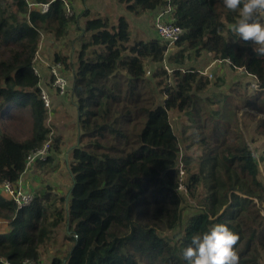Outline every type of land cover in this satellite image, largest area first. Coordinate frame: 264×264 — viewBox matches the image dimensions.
Returning <instances> with one entry per match:
<instances>
[{"label":"trees","instance_id":"16d2710c","mask_svg":"<svg viewBox=\"0 0 264 264\" xmlns=\"http://www.w3.org/2000/svg\"><path fill=\"white\" fill-rule=\"evenodd\" d=\"M2 1L0 185H20L27 157L53 132L46 123L41 78L35 75L42 36L65 41L69 25L79 26L85 18L81 29L86 40L75 61L66 54L67 45L51 61L61 64L69 81L67 94L56 92L58 98L71 97L76 108L79 137L68 162L69 196L56 206L51 192L37 190L32 204L18 209L0 188V264L27 259L41 264L63 224L74 246L50 264H187L183 250L192 236L217 223L240 236L235 246L239 264H264V156L259 161L244 139L227 143L222 137L220 145L203 141L205 152L193 173L190 158L181 160L170 121L171 112L193 120L200 95L211 88L207 75L188 67L205 53L229 61L232 70L242 69L260 86L258 97L264 93V57H256L253 45L230 31L237 13L227 10L223 0H117L137 16L156 17L171 8L183 34L169 57L170 47L157 32L149 41H134L125 16L111 26L108 19L89 18V10L66 17L64 0H32L50 4L45 14L30 11L26 0H12L4 8ZM167 60L169 67L163 68ZM147 61L163 71L149 78ZM162 75L164 86L154 81ZM47 89L51 95V85ZM253 101L257 98H248L246 107L254 106ZM258 127L264 136V119ZM61 145L56 136L52 153H60ZM55 159L50 155L36 166L43 169ZM189 201L197 211L185 222Z\"/></svg>","mask_w":264,"mask_h":264},{"label":"rangeland","instance_id":"374dc122","mask_svg":"<svg viewBox=\"0 0 264 264\" xmlns=\"http://www.w3.org/2000/svg\"><path fill=\"white\" fill-rule=\"evenodd\" d=\"M64 1L74 12V9L72 8L73 4H71L72 1ZM99 1H106L110 6L116 4L114 0L112 4H110V0ZM12 2V0H6L2 1L1 4L4 8V6H7V4L11 5ZM26 2L28 4L33 3L32 0H26ZM112 8H116L117 12L113 13L108 9L110 13H107L109 11L105 6L103 8L101 6H95L93 8V11L90 10L92 14H90L89 18L96 17V15H94L93 13L98 14L99 12L102 13L103 16H106V14H108L110 15V25L112 26L117 23V20L121 15H125L130 21L132 39L134 41H137L146 40L148 38L140 25L141 23L138 21L142 20V15L137 16L133 14V17H131L132 19H130V14L126 13V11H121L119 5H116V7ZM10 10L13 12H17L16 7H12ZM152 16L153 15H150V17ZM19 17L21 19L26 18L25 15L21 14ZM81 28V25H69L68 29L70 34L68 38L65 39V41H63L62 39L56 40L54 35L42 36L40 48L34 62L38 72H42L43 74H45V82L47 80L48 84L51 79V72L50 70L47 71L48 67H46V63L51 64L52 59H54L55 54L58 53L62 45L68 46L67 50L65 49L66 54L68 55V57H71L72 60L75 61L78 55V51L80 50V46H78L77 44H81L82 42H84V40H86V38H82ZM150 28L152 31L155 30L152 25ZM169 50V57L177 52V49L174 48V46L170 47ZM209 55V53H205L202 56L200 63H205L207 60H210L211 57ZM207 56L208 59H206ZM148 62L149 61H147L146 67L148 71L147 76L149 78H152L155 72H162L163 68L167 65L169 67L168 60L166 64L163 65L162 69L153 67L151 66L150 62ZM229 68L230 66L228 67V69ZM229 70L231 71H229L230 74L228 73V76L219 77V79L224 78L225 84L224 82L219 81V79L217 80V83L215 85L214 81L211 84V87L213 85L223 86L222 89L214 93H210L209 91H212V89L209 88L208 94L206 96H203L199 100L198 105L196 106L197 110L195 114L192 115L194 116L193 120H190L189 117L182 113H170V121L173 130L179 138L181 160H183V158H190L191 165L189 166V168L193 173L198 171V163L205 152V147L203 146V143H201L203 141L220 145V140L223 139L222 137H224L227 143L236 141L238 139H244L247 141L251 148V151L259 161L261 157L264 156V136L261 135V129H258L261 119H264V93H262L261 96L258 97L257 93L262 91H258L259 89L256 90L251 85V82H254L253 79L245 74L241 76L243 79L242 81H240L239 83H233V81H231L230 79H233V75L236 76L239 74L232 75L231 72L235 70H232L231 68ZM211 73L215 76L216 79L219 76L218 68L212 69ZM154 81L161 82L162 86L167 83V79L163 75L157 77ZM248 84L249 87H247ZM233 89L236 90L234 91ZM252 97L257 98V101L252 102V104L255 105L246 107L247 99ZM56 103L58 104L56 117L54 119L53 113L51 115V118L47 119L46 123L47 126H50L52 128V140H54L56 136L62 135L61 138H64V140L67 142V148L65 151L62 148L60 153L57 154L58 156H62L61 158H59L61 161L41 169V171L37 172V178L38 190L51 192L52 199L55 201L56 206H61V198H67L72 187V177L70 175L69 166L65 157H68V152H70V150H72L78 144L79 135L76 128L77 117L76 114L73 113L74 109L71 97L67 99V107H63L64 105L60 103V100ZM69 104L72 106H69ZM53 124L57 127H54ZM63 144L64 143H62L61 147L63 146ZM71 160L72 158L70 157L68 159V162H70ZM183 167V163L180 164L182 174L185 172ZM260 172L261 179L264 182V161L260 162ZM202 193L203 189L201 188L199 194L202 195ZM196 211V203L192 201L186 203L183 210L184 221L186 222V220L194 213H196ZM262 215L264 216V210L262 212ZM176 233L177 232H174L172 233V235ZM73 246V242L68 241L67 239L66 225L63 224L59 229L55 239L52 241L50 248L46 252H44L41 264H50L53 257L55 256L64 257L70 252Z\"/></svg>","mask_w":264,"mask_h":264},{"label":"clouds","instance_id":"9594fccd","mask_svg":"<svg viewBox=\"0 0 264 264\" xmlns=\"http://www.w3.org/2000/svg\"><path fill=\"white\" fill-rule=\"evenodd\" d=\"M225 8L237 13L230 31L240 41L251 43L256 57H264V0H223ZM240 236L226 224H214L194 234L183 250L187 264H239L235 250Z\"/></svg>","mask_w":264,"mask_h":264},{"label":"built area","instance_id":"2783aa9c","mask_svg":"<svg viewBox=\"0 0 264 264\" xmlns=\"http://www.w3.org/2000/svg\"><path fill=\"white\" fill-rule=\"evenodd\" d=\"M65 2V1H64ZM28 4V3H27ZM66 4V2H65ZM29 10H37L41 12L42 14H45L49 11L50 4H38V3H31L28 4ZM66 10V17L73 16L74 12L73 10L66 4L65 6ZM172 10L171 8H168L167 10L160 11L154 20V27L157 32V34L160 36V38L166 42L169 47H172L175 45V43L180 39V37L183 34V30L174 24L172 19ZM222 62V61H220ZM230 65L229 61H226ZM46 67H48L47 71L50 70L51 72V79L48 84L47 80L45 82V74L42 72H38L36 66H35V75L39 76L41 78V81L39 83V88L41 90V99L44 102V106L46 110L48 111L49 118H51L52 110H53V102L51 101V95L47 89L48 85H51V88L57 92L59 96H64L67 94V89L69 88V81L67 78L62 74L61 64H48L46 63ZM238 71H243L242 69H238ZM210 79H212V75H208ZM254 78V77H253ZM255 79V78H254ZM256 90H260V86L254 82L252 85ZM48 118V119H49ZM52 134L49 136L48 140L43 144V146L36 151H33L29 154L27 157V168L36 165L39 161H46L47 158L51 155L53 140H52ZM0 188L3 190L5 195L9 198H11L15 204L17 205L18 209H22L25 207H28L32 204L34 200V195L31 193H25L23 190L21 184H14L10 181H4L3 184L0 185ZM182 189L183 186L181 187ZM5 264H10L8 262H5ZM22 264H39L35 262L34 260L27 259Z\"/></svg>","mask_w":264,"mask_h":264},{"label":"crops","instance_id":"0c3cea01","mask_svg":"<svg viewBox=\"0 0 264 264\" xmlns=\"http://www.w3.org/2000/svg\"><path fill=\"white\" fill-rule=\"evenodd\" d=\"M71 1H72L71 4H73L72 8L74 9V11L78 15H81L85 10L93 11V8L95 6H101L102 8L105 6L107 8V10L109 9L111 12L115 13V12H117L116 8L113 9L112 7H116V5H119L121 11H126V13H129L126 10V7L124 5L118 3L117 0H114L116 4L111 5V6L109 4H107L106 1H101L102 2L101 3L99 0H96V2H95V0H93V1L92 0H85V1L84 0H71ZM90 2H91V4H90ZM112 2H113V0H110V4H112ZM110 11L107 12V13H110ZM90 14H92V13L90 12ZM93 14L96 15V17H101L103 19H108L109 23L111 22L110 21V15H108L106 13H105L106 16H103V14L99 13V12H98V14H95V13H93ZM129 14H130V19H132L131 17H133V14L132 13H129ZM121 16H125V15H121ZM142 16H143L142 20H138V21L141 23L140 25H141L143 31L145 32V34L148 36V38L145 41H149V40H151V39L156 37V31L155 30L152 31L151 28H150L151 25L154 27V18L155 17L154 16L150 17L149 14H144ZM96 17H94V18H96ZM85 21H86L85 18L80 19V25H81L82 28L84 27ZM140 25H138V26H140ZM77 45L80 46L81 44H77ZM202 56L203 55H201L198 58L192 59L189 62L188 67L195 68L197 71H199L203 75L205 74L207 76L208 75H212V73H211L212 69L218 68L219 76L215 79V76L212 75L213 77H212V79H210L211 82L214 81V85L217 83V80L219 79V77L228 76V73L230 74L229 71H231V70H229L230 68L228 69V67H229L228 63L216 61V60H214L212 58V55H209L211 57L210 60H207L205 63H200ZM206 59H208V56L206 57ZM146 64H147V62H146ZM153 67H155V66H153ZM231 73H232V75L233 74H239V75H236V76L233 75V77H232L233 79H230L231 81H233V83H238V82L243 80L242 77H241L244 74L243 71L242 72L241 71H232ZM219 81L224 82V78L223 79L222 78L219 79ZM224 84H225V82H224ZM214 85L211 87L212 91H209L210 93H214L216 91H219L223 87V86H218V85L214 86ZM51 91H52L51 92V99H52V102H53V109H54L53 113H54V119H55L56 110H57V106H58V104L56 102H59V100H60V103L64 105L63 107H67V99L68 98L66 100L59 99L57 94L53 90H51ZM207 94H208V92L206 94H203V95H200V96L203 97V96H206ZM69 106H72V105L69 104ZM73 109H74L73 113L76 114V108L74 106H73ZM78 135H79V133H78ZM61 136L62 135H60L59 137H61ZM64 141L65 140L63 138L62 139V143H64V144L61 147V149L63 148V150L65 151L66 148H67V142L66 141L64 142ZM51 156H54V158H57L55 160V163H58V162L61 161L59 158H61L62 156H58L57 154L55 155V153H52ZM70 157H71V150H70V152H68V157L67 156L65 157L66 160H67V164H68V159ZM29 168H27V170L25 171V173H24V175H23V177L21 179V181H22L21 184H22L23 190H25L26 192L34 194L38 190L37 172L41 171V169L38 168L36 165H33V166L29 167Z\"/></svg>","mask_w":264,"mask_h":264}]
</instances>
